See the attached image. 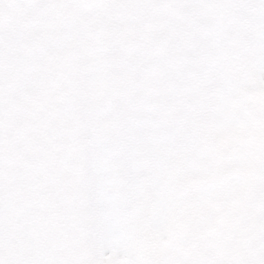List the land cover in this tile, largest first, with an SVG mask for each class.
<instances>
[{"label":"rangeland","instance_id":"1","mask_svg":"<svg viewBox=\"0 0 264 264\" xmlns=\"http://www.w3.org/2000/svg\"><path fill=\"white\" fill-rule=\"evenodd\" d=\"M37 6L0 25V264H245L264 212V0H113L56 24Z\"/></svg>","mask_w":264,"mask_h":264},{"label":"clouds","instance_id":"2","mask_svg":"<svg viewBox=\"0 0 264 264\" xmlns=\"http://www.w3.org/2000/svg\"><path fill=\"white\" fill-rule=\"evenodd\" d=\"M247 15L250 21L254 20V12L251 9H249ZM232 243L238 250L244 249L245 246L248 244V236L242 227L239 228L234 234Z\"/></svg>","mask_w":264,"mask_h":264},{"label":"water","instance_id":"3","mask_svg":"<svg viewBox=\"0 0 264 264\" xmlns=\"http://www.w3.org/2000/svg\"><path fill=\"white\" fill-rule=\"evenodd\" d=\"M0 6H2V7L6 6L5 0H0Z\"/></svg>","mask_w":264,"mask_h":264}]
</instances>
